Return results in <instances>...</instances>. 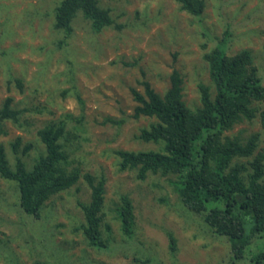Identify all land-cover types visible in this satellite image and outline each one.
<instances>
[{"label":"rangeland","instance_id":"obj_1","mask_svg":"<svg viewBox=\"0 0 264 264\" xmlns=\"http://www.w3.org/2000/svg\"><path fill=\"white\" fill-rule=\"evenodd\" d=\"M60 1L0 0V108L12 97L21 111L19 124L0 127V145L11 168L19 157L32 169L45 152L38 130L62 126L70 168H79L81 177L35 219L22 211L16 183L0 176V264H255L264 238L235 260L228 242L182 205L169 177L149 173L141 180L136 170L121 171L117 152L162 149L140 139L155 118L134 117L132 89L144 93L147 81L163 95L177 71L183 100L196 109L200 85L215 96L205 56L225 42L229 55L252 53L264 83V0H204L200 16L180 0H100L114 25L96 33L79 13L69 35L55 27ZM255 107L264 110V102ZM253 134L259 135L257 152L264 153L260 112L228 132L244 141ZM85 174L105 180L106 249L89 246L77 231L85 223L80 204L91 200ZM123 195L133 203L132 236L118 217ZM169 234L176 239L174 253Z\"/></svg>","mask_w":264,"mask_h":264},{"label":"trees","instance_id":"obj_2","mask_svg":"<svg viewBox=\"0 0 264 264\" xmlns=\"http://www.w3.org/2000/svg\"><path fill=\"white\" fill-rule=\"evenodd\" d=\"M180 1L196 16L205 8L204 0ZM79 13L96 33L114 25L111 11L103 8L100 0H61L55 9V27L71 34ZM225 44L205 56L215 96L210 87L200 85L201 105L196 109H190L183 100V78L177 71L171 74V86L163 95L147 81L142 82L144 93L132 89L138 103L134 117L155 118L139 137L162 144V149L117 154L120 170H136L141 180L149 173L169 177L182 205L201 217L216 236L224 238L231 256L241 261L253 242L264 238V153L257 152L258 134L244 141L228 132L244 120L252 121L259 112L264 126V110L255 107V103L264 102V83L252 53L243 50L229 55ZM12 104L13 98L7 97L0 108V127L7 121L20 123L21 111ZM63 133L62 126L38 130L45 152L32 169H27L19 157L11 168L6 149L0 145V176L16 183L20 207L29 217L39 219L45 203L73 187L81 177L79 168H70V156L61 143ZM19 140L14 143L15 152ZM83 177L90 186L91 200L80 204L85 223L77 231L89 246L106 249L109 240L102 233L105 180L96 181L90 174ZM118 217L123 232L132 236L134 212L128 196L121 197ZM169 238L174 253L176 239L173 234ZM251 260L264 264V250Z\"/></svg>","mask_w":264,"mask_h":264}]
</instances>
